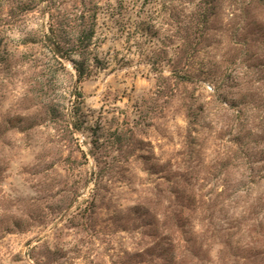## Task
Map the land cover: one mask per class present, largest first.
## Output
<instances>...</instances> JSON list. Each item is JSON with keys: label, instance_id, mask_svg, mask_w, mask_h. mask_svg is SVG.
Instances as JSON below:
<instances>
[{"label": "rangeland", "instance_id": "rangeland-1", "mask_svg": "<svg viewBox=\"0 0 264 264\" xmlns=\"http://www.w3.org/2000/svg\"><path fill=\"white\" fill-rule=\"evenodd\" d=\"M0 264H264V0H0Z\"/></svg>", "mask_w": 264, "mask_h": 264}, {"label": "trees", "instance_id": "trees-1", "mask_svg": "<svg viewBox=\"0 0 264 264\" xmlns=\"http://www.w3.org/2000/svg\"><path fill=\"white\" fill-rule=\"evenodd\" d=\"M45 40L49 42V46H51V50L53 55H56L59 58L68 59L70 56L69 52L66 50L62 51L63 48L61 47V40L57 37V34H53V36H46ZM87 46H84V51ZM71 51V50H70ZM82 53V52H81ZM73 67L77 73L78 80L84 76V66L81 61L72 60Z\"/></svg>", "mask_w": 264, "mask_h": 264}]
</instances>
